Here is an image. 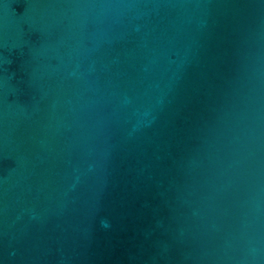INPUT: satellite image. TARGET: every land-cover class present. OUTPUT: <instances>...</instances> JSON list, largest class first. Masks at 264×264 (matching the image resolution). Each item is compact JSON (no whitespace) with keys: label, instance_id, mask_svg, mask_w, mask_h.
Here are the masks:
<instances>
[{"label":"water","instance_id":"95a60500","mask_svg":"<svg viewBox=\"0 0 264 264\" xmlns=\"http://www.w3.org/2000/svg\"><path fill=\"white\" fill-rule=\"evenodd\" d=\"M0 264H264V0H0Z\"/></svg>","mask_w":264,"mask_h":264}]
</instances>
